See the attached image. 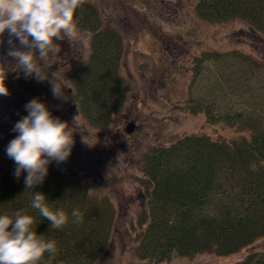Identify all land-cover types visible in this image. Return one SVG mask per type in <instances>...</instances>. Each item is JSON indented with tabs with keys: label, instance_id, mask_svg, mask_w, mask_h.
Masks as SVG:
<instances>
[{
	"label": "trees",
	"instance_id": "1",
	"mask_svg": "<svg viewBox=\"0 0 264 264\" xmlns=\"http://www.w3.org/2000/svg\"><path fill=\"white\" fill-rule=\"evenodd\" d=\"M195 11L209 23H245L258 46L264 47V0H196ZM74 18L77 30L88 40V54L79 57L81 62L67 80L78 114L90 127L105 128L125 102L123 38L90 4L83 3ZM207 55L203 61L222 56ZM70 56L68 52L66 57ZM234 58L247 62L249 70L257 60L241 53ZM14 63L9 62V71L18 69ZM42 71L47 72V66ZM5 83L17 90L18 105L12 114L16 123L28 114L25 105L44 80L21 72L7 75ZM215 88H206L205 97L190 99L186 109L202 114L211 125L231 128L233 135L212 139L191 134L144 151L137 180L143 203L132 228L131 259L161 264L201 254L227 257L264 236V83L242 96L234 93L232 105L226 107ZM6 149L0 147V153ZM74 152L78 154L72 156L74 160L83 163L84 152L77 148ZM15 168L14 162L0 165V214L24 210L35 217L33 228L38 234L56 241L55 255L46 253L39 264H98L115 230L112 197L89 186L80 164L53 163L43 183L29 191L24 184L27 173L17 178ZM30 191L44 193L50 207L68 214V223L50 228V221L31 208ZM77 209L82 214L79 223L71 215ZM229 264H264V250L249 251Z\"/></svg>",
	"mask_w": 264,
	"mask_h": 264
},
{
	"label": "rangeland",
	"instance_id": "2",
	"mask_svg": "<svg viewBox=\"0 0 264 264\" xmlns=\"http://www.w3.org/2000/svg\"><path fill=\"white\" fill-rule=\"evenodd\" d=\"M85 3L95 7L123 38L121 71L127 89L122 109L109 126L101 129L87 125L76 111L67 78L88 54V40L76 27L70 41L67 38L55 41L60 52L50 58L48 79L35 89L34 97L45 102L50 111L57 110L55 117L70 125L76 117L72 151L76 148L83 151L85 161L74 160L76 157L72 156L78 154L71 152L59 164L82 165L89 186L113 199L115 230L98 264H147L131 259L130 249L132 228L143 203L137 180L144 151L191 134L230 139L231 128L209 124L202 114L189 113L185 104L192 98L205 97L206 88L210 87H216L214 93L224 98L223 107L232 105L234 93L242 96L245 91L260 89L264 83V47L258 46L259 42H255L241 21L214 24L202 20L195 11L196 0H85ZM6 46L10 47L8 42ZM68 52L71 56L67 58ZM216 53L222 54L218 61H203L207 54L210 57ZM238 53L257 59L252 70L247 62L239 63L234 58ZM54 72L60 78L63 95L59 97L52 92ZM10 87L9 95L0 96L1 148H7L18 135L12 130L17 90ZM131 123L133 130L128 133L126 128ZM12 162L6 150L0 153V165ZM53 163L56 162L49 166ZM260 250H264V236L227 257L201 254L161 264H229L241 260L249 251Z\"/></svg>",
	"mask_w": 264,
	"mask_h": 264
},
{
	"label": "clouds",
	"instance_id": "3",
	"mask_svg": "<svg viewBox=\"0 0 264 264\" xmlns=\"http://www.w3.org/2000/svg\"><path fill=\"white\" fill-rule=\"evenodd\" d=\"M83 3L85 0H0V44L4 43L7 31L10 45L7 57L13 58L17 71L38 81L48 79V71H42V67H50L49 59L58 56L60 45L56 40L72 38L75 13ZM7 57L0 56V96L9 95L5 83L9 72ZM52 76V92L59 97L63 95L60 78L57 72ZM25 108L28 114L15 123L12 130L18 135L9 142L6 152L16 165L14 175L19 178L27 173L24 184L29 191L43 183L52 161L59 164L71 155L76 117L70 125L53 116L46 103L38 98L30 100ZM30 192L31 208L50 221V228L60 229L68 223V214L50 207L44 193ZM71 215L73 222H81L78 209ZM35 223V217L24 210L0 214V264H39L46 253L55 255L56 241L38 234L33 228Z\"/></svg>",
	"mask_w": 264,
	"mask_h": 264
},
{
	"label": "flooded vegetation",
	"instance_id": "4",
	"mask_svg": "<svg viewBox=\"0 0 264 264\" xmlns=\"http://www.w3.org/2000/svg\"><path fill=\"white\" fill-rule=\"evenodd\" d=\"M8 39H9V37H8V33L6 31L4 34V43L0 44V56H4L5 53H8L9 48H8V46H6ZM12 61L14 62L12 57L8 58V62H12ZM20 74H21V72L17 71V70L16 71H9L7 73V75H20Z\"/></svg>",
	"mask_w": 264,
	"mask_h": 264
},
{
	"label": "water",
	"instance_id": "5",
	"mask_svg": "<svg viewBox=\"0 0 264 264\" xmlns=\"http://www.w3.org/2000/svg\"><path fill=\"white\" fill-rule=\"evenodd\" d=\"M51 113H52L53 116H55V115L57 114V110H51ZM132 130H133V124L131 123V124H129L128 127L126 128V131H127L128 133H131Z\"/></svg>",
	"mask_w": 264,
	"mask_h": 264
}]
</instances>
